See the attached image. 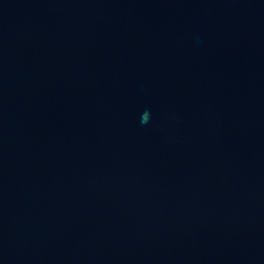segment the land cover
Returning a JSON list of instances; mask_svg holds the SVG:
<instances>
[{
    "label": "water",
    "instance_id": "water-1",
    "mask_svg": "<svg viewBox=\"0 0 264 264\" xmlns=\"http://www.w3.org/2000/svg\"><path fill=\"white\" fill-rule=\"evenodd\" d=\"M0 264H264V0H0Z\"/></svg>",
    "mask_w": 264,
    "mask_h": 264
}]
</instances>
